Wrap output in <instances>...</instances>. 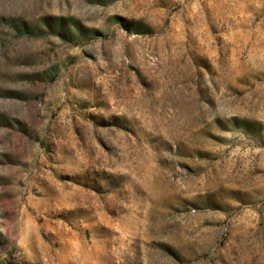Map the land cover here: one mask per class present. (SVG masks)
Instances as JSON below:
<instances>
[{"label": "rangeland", "instance_id": "374dc122", "mask_svg": "<svg viewBox=\"0 0 264 264\" xmlns=\"http://www.w3.org/2000/svg\"><path fill=\"white\" fill-rule=\"evenodd\" d=\"M0 264H264V0H0Z\"/></svg>", "mask_w": 264, "mask_h": 264}]
</instances>
